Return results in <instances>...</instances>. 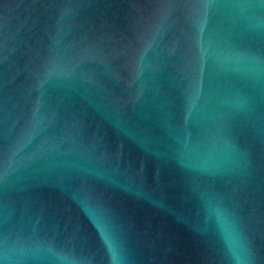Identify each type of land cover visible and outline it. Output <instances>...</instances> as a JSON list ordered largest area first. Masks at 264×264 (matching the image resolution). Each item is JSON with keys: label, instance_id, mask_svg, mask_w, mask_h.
<instances>
[{"label": "water", "instance_id": "1", "mask_svg": "<svg viewBox=\"0 0 264 264\" xmlns=\"http://www.w3.org/2000/svg\"><path fill=\"white\" fill-rule=\"evenodd\" d=\"M0 264H264V0H0Z\"/></svg>", "mask_w": 264, "mask_h": 264}]
</instances>
